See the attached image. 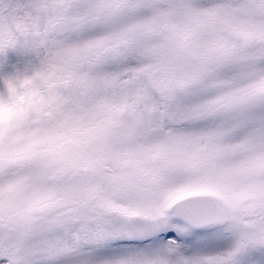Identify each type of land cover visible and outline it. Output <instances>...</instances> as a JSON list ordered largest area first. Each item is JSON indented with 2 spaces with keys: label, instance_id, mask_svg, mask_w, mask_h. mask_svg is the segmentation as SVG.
<instances>
[{
  "label": "snow or ice",
  "instance_id": "1",
  "mask_svg": "<svg viewBox=\"0 0 264 264\" xmlns=\"http://www.w3.org/2000/svg\"><path fill=\"white\" fill-rule=\"evenodd\" d=\"M0 113V264H264V0H0Z\"/></svg>",
  "mask_w": 264,
  "mask_h": 264
},
{
  "label": "rangeland",
  "instance_id": "2",
  "mask_svg": "<svg viewBox=\"0 0 264 264\" xmlns=\"http://www.w3.org/2000/svg\"><path fill=\"white\" fill-rule=\"evenodd\" d=\"M9 57H10V59H13V61H14V59H15L14 54L10 53Z\"/></svg>",
  "mask_w": 264,
  "mask_h": 264
},
{
  "label": "clouds",
  "instance_id": "3",
  "mask_svg": "<svg viewBox=\"0 0 264 264\" xmlns=\"http://www.w3.org/2000/svg\"><path fill=\"white\" fill-rule=\"evenodd\" d=\"M5 115V113H0V118H4Z\"/></svg>",
  "mask_w": 264,
  "mask_h": 264
}]
</instances>
